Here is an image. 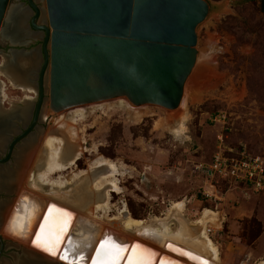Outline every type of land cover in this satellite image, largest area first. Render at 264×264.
<instances>
[{"label": "rangeland", "instance_id": "rangeland-1", "mask_svg": "<svg viewBox=\"0 0 264 264\" xmlns=\"http://www.w3.org/2000/svg\"><path fill=\"white\" fill-rule=\"evenodd\" d=\"M36 1L45 9L43 0ZM207 1L211 11L197 29V64L209 61L210 65L206 66L212 68L213 76L208 79L207 90L200 91V101L187 103L184 125L177 119H169L167 114L174 110L152 105H146L153 108L142 120H137L126 109L98 111L79 122V137L68 140L76 153L79 149L84 152L81 161L63 177L69 179L74 172L88 171L91 163L101 157L111 160L120 168L118 174L121 176L117 178L121 194H113L112 209L107 215L118 217L120 212L127 210L124 218L164 220L176 203H182L187 223L197 230L203 229L219 250V264H264V191L255 193L245 184L220 179L211 184L202 171L212 163L220 144L219 136L234 151L243 143L251 155L264 154V0ZM17 2L13 0L12 4ZM40 24H43L42 19ZM10 36L17 40L14 32ZM41 40L42 34H38L34 54H41ZM7 50L0 46V82L6 87V99L0 100V109L4 113L24 106L28 96L36 100V96L10 84V80H15L34 87L19 77L21 72L16 76L13 69L6 68L10 63L4 53ZM23 63L28 69L33 65L28 60ZM216 74L222 78L215 77ZM221 110L227 113L230 121L224 128L210 121ZM51 114L49 118L55 119L57 114ZM54 119L44 122L40 132H35L36 146L44 143L50 128H55ZM24 145L26 143L22 144L21 152ZM12 180L8 181L13 189L11 193L0 190V201L9 206L17 199ZM27 186L28 183L25 188H29ZM39 189L45 190L41 186ZM205 191L218 196L206 200L202 195ZM2 211L4 208L0 211V235L7 245L4 260H8L15 253L12 244L18 247L11 237L2 234ZM206 211L215 215L208 214L201 228L197 222ZM110 225L119 232L124 231L119 221ZM177 225V221L168 225L173 234ZM83 253L81 249L80 254Z\"/></svg>", "mask_w": 264, "mask_h": 264}, {"label": "water", "instance_id": "water-1", "mask_svg": "<svg viewBox=\"0 0 264 264\" xmlns=\"http://www.w3.org/2000/svg\"><path fill=\"white\" fill-rule=\"evenodd\" d=\"M43 1L45 9L36 0H28L35 11L31 26L45 34L44 58L36 54L30 69H18L25 81H36V100L7 113L0 110V169L40 132L46 111L60 114L120 98L136 107L179 108L198 62L197 29L211 11L207 0ZM12 2L0 0L3 48L18 43L10 36L21 21H12ZM17 12L21 17L26 9ZM11 63L7 69L15 68ZM0 178V190L11 193L9 179L4 183L3 176ZM5 204L0 201V211ZM12 246L14 256L4 260L7 245L0 235V264H51L40 255Z\"/></svg>", "mask_w": 264, "mask_h": 264}, {"label": "bare ground", "instance_id": "bare-ground-1", "mask_svg": "<svg viewBox=\"0 0 264 264\" xmlns=\"http://www.w3.org/2000/svg\"><path fill=\"white\" fill-rule=\"evenodd\" d=\"M206 64L210 65L209 61L196 64L186 83L179 108L169 110L173 112L167 114L169 119H177L182 126L189 100L200 101V91L208 88L212 68ZM214 76L222 78L218 74ZM19 77L25 82L23 74H19ZM10 84L15 89L37 96V90L32 86L15 80H10ZM5 91V85L0 82L2 102L6 99ZM34 98L28 96L26 104ZM115 108L126 109L137 120H142L153 107L135 108L125 99H117L62 112L55 119L49 118L52 114L49 115L48 111L44 112L42 123L52 119L55 123V128L48 130L44 143L36 146L35 138H32L12 164L0 169L4 183L7 178L10 180L15 176L13 185L14 194L17 195L13 204H5L2 211V234L11 237L17 247L27 249L28 254L40 255L51 264H60L61 261L75 264L74 260L82 257L84 260L79 264H97L95 254L101 252V246L108 253L106 258L101 256V264H219V250L203 229L197 230L187 223L182 203H176L164 220L124 218L127 210L120 212L118 217L107 215L112 209L113 194H121L117 178L121 176L118 174L120 168L115 162L101 157L91 163L88 171L74 172L69 179L63 177L67 170L73 169L81 161L84 152L79 149L76 153L68 141L79 137V122L98 111ZM27 183L29 188H25ZM4 186L6 188L8 185ZM39 186L48 190L47 194ZM71 186L75 188L66 194L65 191ZM208 214L215 215L206 211L197 222L198 226L202 225L201 228L208 220ZM106 221L110 224L121 222L124 231H117ZM173 221L178 222L174 234L168 226ZM131 231L133 235L128 234ZM37 237H40L39 241ZM48 238L59 241L55 255L36 246ZM81 249L84 250L83 254H80Z\"/></svg>", "mask_w": 264, "mask_h": 264}, {"label": "built area", "instance_id": "built-area-1", "mask_svg": "<svg viewBox=\"0 0 264 264\" xmlns=\"http://www.w3.org/2000/svg\"><path fill=\"white\" fill-rule=\"evenodd\" d=\"M210 121L224 128L227 126L229 117L225 111L221 110L214 114ZM219 140L220 144L211 165L202 168L203 175L209 179V183L212 184L216 179H220L225 182L245 184L248 188H253L255 193L264 191V154L251 155L243 143L239 145L238 151H234L223 143L222 136H219ZM202 195L206 200L218 196L208 191L203 192Z\"/></svg>", "mask_w": 264, "mask_h": 264}, {"label": "flooded vegetation", "instance_id": "flooded-vegetation-1", "mask_svg": "<svg viewBox=\"0 0 264 264\" xmlns=\"http://www.w3.org/2000/svg\"><path fill=\"white\" fill-rule=\"evenodd\" d=\"M17 1L18 2L13 5L14 16H13L12 21L16 23L17 21L21 20L20 22H18V25H16L17 27L14 26L15 27L14 33L17 39L15 41H17L18 43L15 46H6L5 48L8 50L7 52H4L10 58V63L12 62L14 64V67L16 68V69L12 68L15 71L14 73L16 74V76L19 73L18 69H21L23 67V64H24L23 62L25 60L32 61L33 63V60L35 59V56H36V54H34L36 51L34 48L35 46L34 42L38 40V34H42V40L39 42L41 45V55L44 58L42 47H43V41L45 39L44 33L35 31L31 26V20L33 16L35 15V11L32 10V8L30 7L28 0H17ZM22 9H26L27 16H25L26 12L24 16H21V17L19 16V12L17 11L18 10L21 11ZM26 82L29 83V81H26ZM32 82H33L32 85H34L35 87L36 86L35 84H37L36 81L34 80Z\"/></svg>", "mask_w": 264, "mask_h": 264}, {"label": "snow or ice", "instance_id": "snow-or-ice-1", "mask_svg": "<svg viewBox=\"0 0 264 264\" xmlns=\"http://www.w3.org/2000/svg\"><path fill=\"white\" fill-rule=\"evenodd\" d=\"M39 240H40V237H37V241H39ZM57 243H59L58 240L53 241L52 239L48 238V239H45L43 243L36 244V246L43 251L49 252V254L55 255V249H56ZM102 255L105 258L108 255L107 251L103 248V246H101V252L97 253V264H101L100 258ZM64 259H67V258L64 257ZM138 264H139V262H138Z\"/></svg>", "mask_w": 264, "mask_h": 264}]
</instances>
